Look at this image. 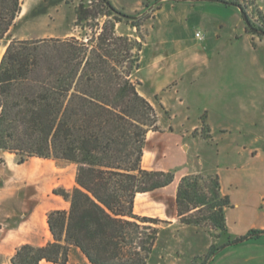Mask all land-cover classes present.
<instances>
[{"label":"trees","instance_id":"obj_1","mask_svg":"<svg viewBox=\"0 0 264 264\" xmlns=\"http://www.w3.org/2000/svg\"><path fill=\"white\" fill-rule=\"evenodd\" d=\"M63 1L41 0L24 17L44 14ZM87 1L79 0L73 25L99 26L105 18L90 37L17 39L10 29L21 12V0H0V42L7 38L0 58V150L14 153L18 164L37 157L77 167L75 187L52 190L70 204L68 210L47 213L52 241L21 244L11 264H66L72 245L92 264H147L158 238L159 228L144 224L161 220L135 214L133 200L136 193L171 183L173 173L141 168L145 136L156 128L157 114L132 79L141 42L115 31L122 20L139 25L109 0L95 5ZM221 1L238 7L247 17V30L262 35L264 28L248 18L247 4ZM206 178L208 182H200L199 173L181 177L177 215L183 224H197L195 213L206 210L222 236L224 208L230 201L220 194L217 175ZM262 234L264 230L250 229L223 237L218 246H209L205 260L219 248Z\"/></svg>","mask_w":264,"mask_h":264},{"label":"crops","instance_id":"obj_2","mask_svg":"<svg viewBox=\"0 0 264 264\" xmlns=\"http://www.w3.org/2000/svg\"><path fill=\"white\" fill-rule=\"evenodd\" d=\"M153 15L154 27L140 51L135 74L138 92L154 107L157 122L146 133L140 165L172 172L173 180L136 193L133 212L164 224L161 230L166 234L156 239L147 264L171 255L164 252L172 242L168 240L178 236L183 237L191 264L190 257L207 253L210 242L203 230L181 223L177 215L176 191L185 175L218 176L220 194L230 201L224 208L226 232L220 242L228 235L264 230V42L247 33L238 7L215 0L158 3ZM196 30L203 33L200 39ZM50 36L60 37L51 33L41 37ZM68 36L80 37L73 30L61 37ZM156 95L170 115L166 119L151 101ZM203 125L207 136L192 134ZM35 159L18 164L14 153L0 150V264H11L21 244L42 246L52 241L47 213L69 209V201L52 190L76 186V165L57 167L52 159ZM206 261L264 264V234L222 247ZM66 264L92 263L72 245Z\"/></svg>","mask_w":264,"mask_h":264},{"label":"rangeland","instance_id":"obj_3","mask_svg":"<svg viewBox=\"0 0 264 264\" xmlns=\"http://www.w3.org/2000/svg\"><path fill=\"white\" fill-rule=\"evenodd\" d=\"M41 0H21V10H23V13L20 14L16 21L15 25L11 27L10 34L12 37L19 39V36H48L50 33L53 35H59L60 38L66 31L73 30L76 34H78L81 37H90L92 34H94L96 31L99 30L98 27L101 26L102 22L104 21V17L100 18L98 23L99 26H95L94 22H88L83 23L81 26H75L73 25V21L75 18L74 10L79 2V0H66L61 3H59L56 6L48 8L47 12L44 14H41L40 17H24L23 14H26L30 11L31 8H33L37 3H39ZM112 5L119 10L121 13L126 14L128 18H134L137 19L138 27H135L131 25L130 21L122 20L120 22H117L115 25V31L118 34L121 35H127L131 38H135L138 41L141 42L142 47L145 42H147V39L149 38V32L151 28L154 27V9L157 7L158 3H167L171 1H199V0H109ZM242 3L247 4V13L249 20L255 25V26H261L264 28V0H240ZM87 3L91 5L97 4V0H88ZM244 24V20H243ZM246 25V24H245ZM264 30V29H263ZM201 33V36H203V33L201 30H196ZM247 33L251 34L252 38L256 41H263L264 42V36L259 35L256 33H251L246 29ZM196 33V32H195ZM55 37V36H54ZM200 39V38H199ZM7 41V38H4L0 42V49L2 47H5V43ZM254 44V40H253ZM141 51V50H140ZM4 52V51H3ZM3 54V53H2ZM1 54V56H2ZM140 54V52H139ZM1 58V57H0ZM132 79L136 80L138 82L137 89L140 90V82L135 74V71L132 74ZM151 101L155 104V108L158 111V113L163 117L167 118L168 111H166L162 105H159L158 101V95L151 98ZM204 118V115L201 116V119ZM192 134L194 135H202L207 136L208 131L203 125L201 127L200 131H193ZM16 160L17 156L15 155ZM37 158V157H36ZM29 159V158H27ZM53 160V159H52ZM53 164H55L57 167L64 166L67 163V161L63 160H53L51 161ZM58 171V170H57ZM213 173V172H212ZM212 173H199L203 177V180L200 182H203L206 180L208 182V179L206 177L213 176ZM57 188V187H55ZM194 220H196L197 224H191L196 226V228H200L205 232V236L207 238V241L210 242V245L218 246L220 244V231L218 228L213 226V220L209 217V214L206 210L195 213V217H193ZM164 224H155L151 222H146L144 224V227H150V228H159V234L158 236L165 235L166 233L162 232L161 227ZM172 241L167 249L164 252H170L171 255H166V259L161 260L158 259L159 263L157 264H188L187 257L189 256L188 251L183 247L185 245L183 243V237L178 236L176 238H171L168 240ZM175 241V242H174ZM189 245V244H188ZM191 246V245H189ZM219 250V249H217ZM215 250L213 254L217 251ZM176 253L178 256L180 255V258H176ZM207 253L204 254H197L193 255L190 260L191 264H197L202 261L204 256ZM182 257V258H181ZM211 257V255L209 256ZM206 260H208V258ZM204 264H207L206 261ZM190 264V263H189Z\"/></svg>","mask_w":264,"mask_h":264},{"label":"water","instance_id":"obj_4","mask_svg":"<svg viewBox=\"0 0 264 264\" xmlns=\"http://www.w3.org/2000/svg\"><path fill=\"white\" fill-rule=\"evenodd\" d=\"M215 1L222 2L221 0H215ZM240 13L243 15L242 12H240ZM121 15H123V16H127V15H125V14H123V13H122ZM243 16H244V18H245L244 20H245L246 24L248 25L249 23H248L247 17H245V15H243ZM259 33L262 34V35L264 36V31H259ZM220 249H221V248H219V250H220ZM219 250H217L216 252H218ZM216 252H215V253H216ZM215 253H214V254H215ZM214 254H213V255H214Z\"/></svg>","mask_w":264,"mask_h":264},{"label":"bare ground","instance_id":"obj_5","mask_svg":"<svg viewBox=\"0 0 264 264\" xmlns=\"http://www.w3.org/2000/svg\"><path fill=\"white\" fill-rule=\"evenodd\" d=\"M4 49H5V47H2L0 49V57H1V54L3 53ZM35 160H37V162H41L42 158H36Z\"/></svg>","mask_w":264,"mask_h":264},{"label":"built area","instance_id":"obj_6","mask_svg":"<svg viewBox=\"0 0 264 264\" xmlns=\"http://www.w3.org/2000/svg\"><path fill=\"white\" fill-rule=\"evenodd\" d=\"M196 36L198 37V38H201L202 36H201V33L200 32H196Z\"/></svg>","mask_w":264,"mask_h":264}]
</instances>
